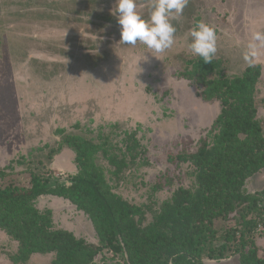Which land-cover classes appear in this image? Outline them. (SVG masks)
<instances>
[{
	"label": "rangeland",
	"instance_id": "1",
	"mask_svg": "<svg viewBox=\"0 0 264 264\" xmlns=\"http://www.w3.org/2000/svg\"><path fill=\"white\" fill-rule=\"evenodd\" d=\"M136 4L147 19L152 0ZM111 9L115 0H0V168L11 159L22 163L1 180L26 185L36 173L69 183L77 170L70 146L75 137L101 148L105 137L121 145L123 132L135 130L147 148V165L132 167L117 180L108 173L101 149L89 162L103 169L114 193L141 207L148 224L179 187L194 186L192 166L168 157L184 148L195 151L220 112L219 101H204L196 94L200 88L179 76L197 57L187 46L189 29L197 20L212 25L222 74L239 76L252 32L264 31V0H189L183 15L172 21L175 43L163 53L139 42L121 44ZM255 63L262 67L254 101L264 134V46ZM162 174L174 177L173 185L152 191ZM244 192L255 203H248L246 213L239 206L214 220L213 257H204L202 264H243L242 257L252 251L264 258V169L246 180ZM36 205L52 212L56 228L103 245L88 216L68 200L46 195ZM222 244L225 249L219 251ZM24 256L0 228V264H50L55 258L54 253ZM94 261L126 264L124 255L108 246Z\"/></svg>",
	"mask_w": 264,
	"mask_h": 264
},
{
	"label": "trees",
	"instance_id": "2",
	"mask_svg": "<svg viewBox=\"0 0 264 264\" xmlns=\"http://www.w3.org/2000/svg\"><path fill=\"white\" fill-rule=\"evenodd\" d=\"M261 75L259 63L229 78L222 74V63L215 57L212 63H204L198 56L187 62L180 78L200 88L196 94L204 101H219L220 112L195 151L184 148L168 157L171 162L192 166L194 186L179 187L153 212L148 224L144 223L141 207L114 193L106 184L103 169L89 162L101 149L109 165L108 173L117 180L132 167L147 165V148L135 130H125L119 146L109 142L108 137L101 148L75 137L70 146L77 170L69 183L36 173L31 174L26 185L2 181L5 171L14 170L15 163L22 165L19 158L11 159L0 168V228L18 242L25 258L28 254L54 253L50 264H97L94 257L107 246L121 252L126 264H202L204 257H213L211 243L217 233L214 220L230 216L239 206L242 214L246 213L248 203H255L244 192V185L250 176L264 169V134L254 101ZM174 180L162 174L152 191L171 186ZM43 195L64 198L82 210L103 245H90L72 232L56 228L52 212L41 211L36 205ZM224 249L222 244L219 251ZM12 258L20 260L18 256ZM241 261L264 264V258L254 251Z\"/></svg>",
	"mask_w": 264,
	"mask_h": 264
},
{
	"label": "clouds",
	"instance_id": "3",
	"mask_svg": "<svg viewBox=\"0 0 264 264\" xmlns=\"http://www.w3.org/2000/svg\"><path fill=\"white\" fill-rule=\"evenodd\" d=\"M188 3L189 0H152L146 19L137 11L136 0H115V10L110 11L120 26L119 42L132 46L139 42L155 53L165 52L175 43L176 27L172 21L183 15ZM188 37L187 46L191 53L204 63H212L217 53L216 29L203 20H197L189 29ZM260 46H264V31H254L242 52L247 67H255Z\"/></svg>",
	"mask_w": 264,
	"mask_h": 264
},
{
	"label": "crops",
	"instance_id": "4",
	"mask_svg": "<svg viewBox=\"0 0 264 264\" xmlns=\"http://www.w3.org/2000/svg\"><path fill=\"white\" fill-rule=\"evenodd\" d=\"M76 165V164H75ZM77 169V168H76ZM43 196H46V195H43ZM43 196H40V197H43ZM39 198V197H38Z\"/></svg>",
	"mask_w": 264,
	"mask_h": 264
}]
</instances>
